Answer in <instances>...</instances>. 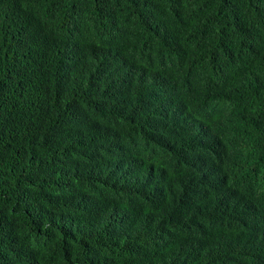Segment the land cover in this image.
I'll return each mask as SVG.
<instances>
[{
  "label": "trees",
  "instance_id": "trees-1",
  "mask_svg": "<svg viewBox=\"0 0 264 264\" xmlns=\"http://www.w3.org/2000/svg\"><path fill=\"white\" fill-rule=\"evenodd\" d=\"M0 264H264V0H0Z\"/></svg>",
  "mask_w": 264,
  "mask_h": 264
},
{
  "label": "clouds",
  "instance_id": "clouds-1",
  "mask_svg": "<svg viewBox=\"0 0 264 264\" xmlns=\"http://www.w3.org/2000/svg\"><path fill=\"white\" fill-rule=\"evenodd\" d=\"M190 189L196 190V189H204L203 184L199 183L197 181H193L192 185L189 186Z\"/></svg>",
  "mask_w": 264,
  "mask_h": 264
}]
</instances>
